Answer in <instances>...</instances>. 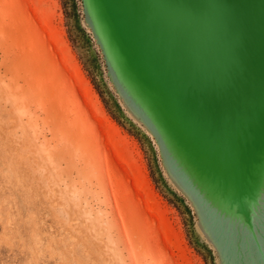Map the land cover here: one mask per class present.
I'll return each mask as SVG.
<instances>
[{"label": "rangeland", "instance_id": "obj_1", "mask_svg": "<svg viewBox=\"0 0 264 264\" xmlns=\"http://www.w3.org/2000/svg\"><path fill=\"white\" fill-rule=\"evenodd\" d=\"M124 12L0 0V157L6 141L33 145L41 174L83 193L82 224L108 214L93 245L103 253L110 235L124 264H264V129L248 138L246 179H227L146 72Z\"/></svg>", "mask_w": 264, "mask_h": 264}, {"label": "water", "instance_id": "obj_2", "mask_svg": "<svg viewBox=\"0 0 264 264\" xmlns=\"http://www.w3.org/2000/svg\"><path fill=\"white\" fill-rule=\"evenodd\" d=\"M116 2L201 150L221 164L248 156L264 129V0Z\"/></svg>", "mask_w": 264, "mask_h": 264}, {"label": "clouds", "instance_id": "obj_3", "mask_svg": "<svg viewBox=\"0 0 264 264\" xmlns=\"http://www.w3.org/2000/svg\"><path fill=\"white\" fill-rule=\"evenodd\" d=\"M2 152L0 264H124L110 235L103 253L93 245L100 243L99 230L111 233L108 214L93 222L85 213L82 224L83 193L69 192L55 173L41 174L33 145L6 141Z\"/></svg>", "mask_w": 264, "mask_h": 264}, {"label": "bare ground", "instance_id": "obj_4", "mask_svg": "<svg viewBox=\"0 0 264 264\" xmlns=\"http://www.w3.org/2000/svg\"><path fill=\"white\" fill-rule=\"evenodd\" d=\"M211 157H207L208 159V162H210V164L212 165H216V166H219L218 164H220L222 167H225V168H228V170L230 169H234L233 171V174L231 175H228L226 178L227 179H230V180H234L235 179H239V184H241V182L246 179V176L249 174L250 172V167L252 166L251 163H249V165H247V162L248 160L244 157L246 156H242V154L239 155V158L236 159L232 164H234L233 166L231 165V168H230V164L228 163H219L216 161V159H214L215 157L212 155V154H209ZM207 156V155H206ZM218 164H217V163ZM230 162V161H229ZM239 168V172H237V169ZM246 171V172H244ZM243 177V178H242Z\"/></svg>", "mask_w": 264, "mask_h": 264}, {"label": "snow or ice", "instance_id": "obj_5", "mask_svg": "<svg viewBox=\"0 0 264 264\" xmlns=\"http://www.w3.org/2000/svg\"><path fill=\"white\" fill-rule=\"evenodd\" d=\"M244 196V192L243 191H239L238 195L236 197L233 198V203L237 204V208L239 210V207L242 206L244 207V209L247 208V204L245 201H242V197Z\"/></svg>", "mask_w": 264, "mask_h": 264}]
</instances>
